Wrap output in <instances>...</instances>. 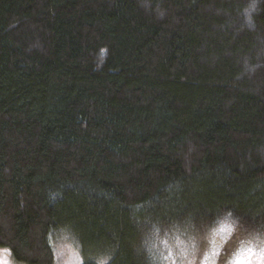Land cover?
<instances>
[{"label": "trees", "instance_id": "trees-1", "mask_svg": "<svg viewBox=\"0 0 264 264\" xmlns=\"http://www.w3.org/2000/svg\"><path fill=\"white\" fill-rule=\"evenodd\" d=\"M248 2L0 0V248L53 264L66 236L84 264H148L154 228L203 242L231 212L224 264L264 231V4L250 30Z\"/></svg>", "mask_w": 264, "mask_h": 264}, {"label": "clouds", "instance_id": "clouds-1", "mask_svg": "<svg viewBox=\"0 0 264 264\" xmlns=\"http://www.w3.org/2000/svg\"><path fill=\"white\" fill-rule=\"evenodd\" d=\"M261 4H264V0H249L240 12L243 25L250 30L255 27L254 16L259 12ZM230 217L231 212L209 231L203 242L181 230H175L170 235L165 232L163 238L156 240L159 230L154 228V240L146 245L148 264H219L218 256L235 234L234 222ZM235 223H238V219ZM201 243L206 245L203 251ZM7 256L8 252H0V264H8ZM66 264H77V261L73 258ZM99 264L108 262L100 261ZM224 264H264V231L238 241Z\"/></svg>", "mask_w": 264, "mask_h": 264}, {"label": "rangeland", "instance_id": "rangeland-1", "mask_svg": "<svg viewBox=\"0 0 264 264\" xmlns=\"http://www.w3.org/2000/svg\"><path fill=\"white\" fill-rule=\"evenodd\" d=\"M54 241L55 259L53 264H66L68 260L73 258L76 259L77 264H84L86 262L87 254L83 252L84 250L80 244L69 238H66V236L63 238H56ZM3 249L5 248H0V252H3ZM10 256L11 253L8 250V264H18L15 263L12 260V256Z\"/></svg>", "mask_w": 264, "mask_h": 264}, {"label": "snow or ice", "instance_id": "snow-or-ice-1", "mask_svg": "<svg viewBox=\"0 0 264 264\" xmlns=\"http://www.w3.org/2000/svg\"><path fill=\"white\" fill-rule=\"evenodd\" d=\"M3 252L7 253L8 252V249H3Z\"/></svg>", "mask_w": 264, "mask_h": 264}, {"label": "crops", "instance_id": "crops-1", "mask_svg": "<svg viewBox=\"0 0 264 264\" xmlns=\"http://www.w3.org/2000/svg\"><path fill=\"white\" fill-rule=\"evenodd\" d=\"M11 257V256H10ZM13 260V259H12ZM14 261V260H13ZM15 262V261H14ZM16 263V262H15Z\"/></svg>", "mask_w": 264, "mask_h": 264}]
</instances>
